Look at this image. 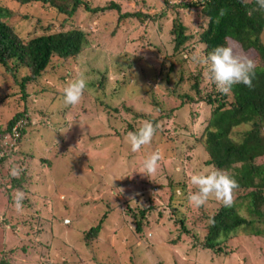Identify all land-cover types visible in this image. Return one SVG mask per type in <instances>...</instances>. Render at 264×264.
I'll return each instance as SVG.
<instances>
[{"label":"rangeland","instance_id":"rangeland-1","mask_svg":"<svg viewBox=\"0 0 264 264\" xmlns=\"http://www.w3.org/2000/svg\"><path fill=\"white\" fill-rule=\"evenodd\" d=\"M109 1L90 0L94 6H105ZM114 1L120 4L122 11L138 10L146 13V16L142 20L137 17L116 20L118 12L115 8L93 15L80 9L77 13L67 15L57 13L41 3L21 5L13 0L2 1L11 12L7 18L9 25L19 37L39 34L45 30L46 25L48 31L72 26L83 29L90 44L78 58L71 59V63L48 67L43 77L27 88L30 96H33L32 100L26 98L24 117L14 124L17 133L23 128V141L21 138L22 143L20 141L17 149L21 155L15 154L11 162L6 159V162L0 164L1 216L6 215V219L9 216L8 221L12 218L20 226V240H17L19 237L16 235L2 234L0 231V249L17 248L5 254L6 260L9 264H264V237L261 235L241 234L233 237L224 248L226 253L201 248L199 243L204 240L202 235L205 229L203 221L196 218L201 208L190 205L188 199L185 200V194L176 197L173 203L181 211L189 212L190 217L185 222L189 231L186 233L178 232V224L172 225L163 219L147 226L140 236L135 235L130 231L131 227L125 226L124 217L117 213L118 210L112 209L102 219L96 233L98 235L85 237L88 229L96 225L108 209L106 203H116L110 194L113 190H119L122 198L130 200L132 205L139 196V203L144 207L149 205L148 198L153 199V205L158 203L160 207L168 202V193L165 200L161 201L157 184L163 187L168 184L169 177L174 180L184 178L189 183V194L191 188L195 187L190 183V177L194 174H207L196 168L195 157L202 152L199 148L193 150L187 147L193 141V135L181 127L183 123L197 130L203 125L209 111L201 99L180 104L177 97H169L171 100H166L165 107L173 110L172 116L160 119V130L152 143L136 153L131 151L126 141L127 133L120 137L115 131V135L109 133L101 141L99 138L87 139L88 133L94 137L101 131L98 122L92 120L96 118V111H102L101 105L94 102L96 111L91 110L90 101L83 96L78 105L65 106L64 88L68 83L81 76L85 79V73H91V70L104 73L108 69L111 72L110 78L102 95H98L118 111L110 108V120L102 119L104 127L108 129L107 126L112 124L119 129L124 123L131 122L134 114L126 112L124 107L130 106L129 99L135 93L146 89L152 82L156 90L163 91L160 85L155 84L154 78L159 71L164 47L171 49L168 37L171 20L180 13L188 27L196 21L195 10L188 12L184 5H177L178 2L189 0ZM36 18L40 20L39 24L35 22ZM259 38L264 42V25ZM227 42L237 54L253 58V49L244 50L239 42L232 39H227ZM200 49L201 45H194L184 50V58L199 77L201 95L205 96L210 92L211 82L205 77L207 66L200 62ZM128 62H131L129 68L126 67ZM169 62V58L165 59L164 72L168 70ZM121 66H125L126 69L122 71L129 75L124 85L116 82V77H121V72H117ZM169 74L177 75L174 71ZM94 77L95 73H92L91 79L85 80L89 82ZM18 94L14 80L4 74L0 67V130L6 128L9 119L17 111H22L21 102H16ZM194 115L198 116L193 122ZM63 121L68 123L60 125ZM51 124H55L61 133H53L49 144L59 143L55 147L57 149H53L64 152V155L59 158L50 155L49 165L38 160L30 162L28 156L33 148L36 146L40 150L45 142V136L40 138L41 131L43 133L46 128L47 133L51 134ZM64 127H69L65 133ZM242 127L248 129L246 124ZM106 129H102V132L106 131L107 134ZM261 129L263 134L260 140L264 148V123ZM165 136L168 138L164 139ZM169 136H174V141L169 142ZM153 152H159L162 158L157 173L150 179L143 174V163ZM255 160L264 162V154ZM13 166H19L22 170L20 181L24 182L23 189L14 186V183L11 185L10 172ZM7 171L9 174H5ZM14 187L29 197V203L35 206L34 210L24 206L22 211L16 210L13 202V193L16 192ZM7 189H10L8 193ZM9 193L11 199H8ZM46 194H50L51 198ZM215 205V199H210L204 206L209 209ZM156 212L154 210V214ZM30 215H34L31 223L36 224L38 231L41 230L37 236L32 232L33 226L30 228ZM59 217L61 221H58ZM20 221L27 222L21 225ZM177 232L178 241L173 244L171 241ZM23 244L36 246L38 250L32 249L27 253L25 249H20ZM39 249L40 253L36 255Z\"/></svg>","mask_w":264,"mask_h":264},{"label":"trees","instance_id":"trees-1","mask_svg":"<svg viewBox=\"0 0 264 264\" xmlns=\"http://www.w3.org/2000/svg\"><path fill=\"white\" fill-rule=\"evenodd\" d=\"M2 1L0 0V67L3 68L4 74L9 75L14 80L16 88L19 90L16 102H21L20 105L23 109L17 111L9 119L5 129L0 130V164L6 162V159L11 162L15 154L16 156L17 154L21 155L17 149L23 137V128L19 129L18 135L15 136L13 133L14 131L17 132V128L14 130L13 127L18 119L24 117V109L27 104L26 98L31 99L33 97L28 93V86H31V83H37L48 67L57 66L59 63H71V59L78 58L90 46L86 39V32L80 27L68 26L48 31V25H46L45 30L39 34L28 35L24 38L19 37L14 33L12 26L9 25L7 18L11 12ZM13 1L21 5L41 3L57 13L67 15L77 13L80 9L93 15L98 12H105L109 8H115L118 12L116 20H121L124 17L130 19L137 17L138 20H142V17L146 16V13L138 10L122 11L120 4L114 0H110L105 6H94L90 0ZM167 1L163 0V2ZM177 5H184L187 7L188 12L195 10L196 21L193 22L191 27H188V24L182 21L180 13L171 20L168 29L171 49L164 47V55L160 59L159 71L155 73L154 78L155 84L160 85L163 91L156 90V85H153L152 82L146 89L135 93L134 97L129 99L130 106L124 107L126 112L129 111L134 114L131 122L124 123L119 129L114 128L112 124L107 126L108 129L104 127L105 124H103L102 119L110 120L111 109L116 110L115 106H111L100 98L111 72L105 69L104 73L98 70L85 73V79L87 80L91 79L92 73H95V77L92 81L86 82L87 87L83 96L90 101L91 110H95L94 102L102 106V111L95 110L96 118H92L93 121L98 122L101 131L95 134L94 137H92L93 134L88 133L87 139L99 138L101 141L109 133L115 135V131H117L116 135L121 137L128 132L138 131L145 121H151L159 125L160 119L172 116L173 110L165 107L166 100H171L169 97H177L180 104L201 99L209 111L206 120L202 122L203 125L199 126L197 130H193L189 125L181 124V127H184L189 134L193 135V141L188 143L187 147L193 150L199 148L202 152L195 157L197 169L204 170L205 173L214 169L223 170L238 182L239 188L234 193L235 202L231 208L223 206L222 203L216 200L214 208L200 207L201 212L196 218L203 221L205 233L202 235L204 240L199 243V246L215 253L222 251L226 253L224 248L233 237L241 234L264 237V162L255 160L257 156L264 154V148H262L260 140V136L263 134L261 127L264 123V42L259 38L264 25V10H254L251 15L248 14L249 9H257L256 0H247L246 3H242L241 0H189L178 2ZM35 22L39 24L40 20L36 18ZM227 39L239 42L244 50L249 48L254 50L252 59L257 62V67L252 87L238 84L233 86L229 94H223L217 91L215 84L210 79V92L202 96L199 77L192 67L185 62L184 50L191 49L194 45H201L200 57L203 60L215 47L229 46ZM167 58L170 62L167 67L168 70L164 72V68H166L164 61ZM130 65L131 62H128L126 67L129 68ZM124 68L125 66L118 68L117 72H121V77H116V82L122 85L129 80V75L122 71L126 69ZM72 69L70 68L71 73H73ZM173 71L176 72V77L169 74ZM99 93L100 95H98ZM144 102H147L146 105L148 106L143 104ZM155 111H157L156 114ZM197 116L194 115L193 122ZM67 121L59 124H66ZM244 124L248 126V129L242 127ZM51 125L55 126L54 129L53 126L50 127L51 134L47 133L46 128H43V133L41 131L40 138L42 139L45 136L43 137L45 142L40 150L35 146L32 153H29L30 162L38 160L39 162L44 161V165L45 162L49 165L51 163L50 155H55L58 158L64 155V152H56L53 149L59 143L49 144L53 138V133H61V130L58 131L55 124ZM69 127H64L65 131L63 133L67 132ZM102 129H106L107 134L106 131L102 132ZM159 130L160 128H158L156 134L159 133ZM169 137V142L174 141V136ZM167 138L165 136L164 139ZM5 174H9V172L7 171ZM21 177H12L11 185L14 183V186L23 189L22 184L24 182L20 181ZM169 178L167 185L162 187L157 184L158 196L161 201L165 200V195L168 193V202L160 207L158 203L152 204L154 203L152 198L147 199L149 205L144 207L143 204L139 203V196L135 198L136 202L132 205L130 200L122 198L119 190L116 189L110 192L116 203L114 205L106 203L108 209L103 212L97 224L88 229L85 237L90 235L96 237L98 235L96 233L100 229L102 219L112 209L118 210L117 213L122 218L124 217L125 226L131 227L130 231L135 235L140 236L147 226L163 219L168 223L170 221L172 225L178 224V232H188L185 222L190 217H188L189 212L188 210L181 211L176 204L174 205L173 200L179 197L177 190L188 196L189 183L184 178L175 180ZM14 189L17 191L15 187ZM9 190L7 189V193ZM193 190L196 191L197 189L192 187L191 192ZM10 196L9 193L8 199H11ZM45 196L51 198L50 194ZM181 203L183 202L181 201ZM23 206L30 210H34L35 207L29 203V197L26 195ZM154 210H157L156 214H154ZM1 214L3 212L0 210L1 233L16 235L19 237L17 240H20L19 223H15L16 220L12 218L8 221L9 216L6 219V215L2 217ZM32 219H34V215H30L28 220L30 228L32 226L34 228L32 232L37 236V233L40 234L41 230L38 231L39 228L36 224L31 223ZM61 220L62 218L59 217L58 221ZM210 221H214V224ZM7 222L8 226L6 225ZM25 222L20 221V224L23 225ZM178 232L175 239L173 238L171 241L173 244L178 241ZM15 247H10L7 250L0 249V264H9L5 254L10 253L13 249L17 250ZM20 247L21 250L25 249L27 253H30L32 249L38 250L36 246H30L29 244H23ZM39 253L40 249L36 255ZM156 264L162 263L158 262Z\"/></svg>","mask_w":264,"mask_h":264},{"label":"clouds","instance_id":"clouds-1","mask_svg":"<svg viewBox=\"0 0 264 264\" xmlns=\"http://www.w3.org/2000/svg\"><path fill=\"white\" fill-rule=\"evenodd\" d=\"M246 3V0H241ZM257 9H249L251 15L254 10H264V0H256ZM207 66L205 77L211 79L215 84L217 91L223 94H229L234 85L243 84L249 88L252 87L253 77L257 67V62L246 55L237 54L232 46H217L206 58L200 61ZM87 83L81 76L74 79L64 88V104L68 107L78 105L84 95ZM159 125L151 121H145L135 132H128L126 141L130 144L133 153L139 152L142 147L150 145L157 133ZM159 152H153L143 163V174L151 179L157 173L159 161L161 160ZM21 169L19 166H13L11 176L19 178ZM190 183L197 189L190 192L187 196L190 205L196 207L204 206L210 199L231 208L234 205V193L239 188L238 182L223 170L214 169L207 174H194L190 177ZM177 195L183 193L177 190ZM25 193L17 190L13 193V202L16 210L22 211ZM214 224V221H210Z\"/></svg>","mask_w":264,"mask_h":264},{"label":"built area","instance_id":"built-area-1","mask_svg":"<svg viewBox=\"0 0 264 264\" xmlns=\"http://www.w3.org/2000/svg\"><path fill=\"white\" fill-rule=\"evenodd\" d=\"M17 127H16V125H14V127H13V129L15 130ZM15 136H17L18 134H17V132H15L14 131V133H13Z\"/></svg>","mask_w":264,"mask_h":264}]
</instances>
